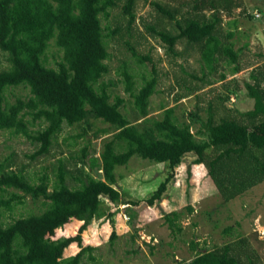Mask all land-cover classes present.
Returning a JSON list of instances; mask_svg holds the SVG:
<instances>
[{"label":"trees","instance_id":"16d2710c","mask_svg":"<svg viewBox=\"0 0 264 264\" xmlns=\"http://www.w3.org/2000/svg\"><path fill=\"white\" fill-rule=\"evenodd\" d=\"M151 4L175 19L178 31L173 34L154 25H146V30L158 36L166 51L173 55L178 54L174 47L180 39L198 46L210 71L220 58L230 65L231 72L241 70L237 50L231 42L220 38L222 13L230 15L239 7V13L250 20L264 17V5H253L250 10L243 0H189L193 14L181 16L179 20L175 18L178 10L165 9L156 1ZM114 5L115 0H0V50L9 63L0 69V130L21 134L38 143L33 156L49 152L63 124L90 127V120L95 119L109 124L104 132L114 131L113 137L104 142L99 156L88 155L87 145L72 156L75 171L67 166L64 158H59L51 189L46 173L32 183L21 169L11 168L13 162L9 156L0 160V206L9 210L14 204L22 203L26 196L45 205L40 212L22 215L8 224L0 222V264H83L84 255L94 247L82 244V233L92 220L107 217L104 201L117 206L139 202L127 200V195L116 187L123 175H117L115 169L127 164L132 156L163 163L168 170H173L186 153H194V163L205 166L224 201L236 198L264 180V87L260 74L251 72L252 81L245 82L247 95L253 99L252 109L240 114L246 122L229 116L216 119L209 106L205 120L196 111L188 113L191 122L200 121L194 132L190 121L178 120L173 106L165 108L161 118L147 117L149 98L156 85L154 65L151 77L136 91L132 74L124 68L125 90L140 114L136 121L143 118L139 122L131 121L121 112L123 99L116 97L112 102L108 85L99 81L109 70L106 39L118 32V28L104 32L100 15L107 17L108 8ZM122 8L128 17L126 29L130 30L135 22L134 0H127ZM205 10L211 15L206 16ZM254 10L262 15L255 18ZM232 35L228 32L226 36ZM52 39L62 51L55 67L47 64V49ZM129 49L139 62L151 60L133 46L129 45ZM224 76L225 73L220 74L222 79ZM16 86L28 88L29 96L9 102L6 92ZM27 115L32 121L26 119ZM36 120L45 125L31 130L29 124ZM85 133L84 129L78 136ZM93 173H99V177ZM164 175L157 187L143 198L147 205L163 198L173 173ZM68 178L78 184L69 186ZM186 207L189 212L193 211L192 206ZM114 213L109 212L108 216ZM181 215L177 211L164 214L168 225L177 229H180L177 220ZM115 237L112 231L109 240ZM190 242L194 249L197 243ZM72 243L79 250L63 257L64 249ZM90 258L93 259L91 255ZM178 264L264 262L242 237L221 247L199 250Z\"/></svg>","mask_w":264,"mask_h":264},{"label":"rangeland","instance_id":"374dc122","mask_svg":"<svg viewBox=\"0 0 264 264\" xmlns=\"http://www.w3.org/2000/svg\"><path fill=\"white\" fill-rule=\"evenodd\" d=\"M126 1L115 0V5L108 8L109 15H100L104 32L109 33L117 28L118 32L106 39L109 70L99 81L108 85L107 91L112 102L116 97L123 99L121 112L131 121L143 119L136 121L140 114L133 98L125 90L123 69L132 74L136 91L151 77L154 65L156 85L149 98L147 117L161 118L163 110L173 106L179 121L189 122L190 111H196L205 120L209 106H212L216 119L229 116L246 122V118L240 114L253 107V99L247 95L245 87L246 81H252L249 76L251 72L260 74L264 87V17L250 20L239 13V7L234 8L230 15L223 12L220 38L231 42L237 50V62L241 70L231 72L230 65L220 58L210 71L204 64L198 46L180 39L174 47L178 54L173 55L166 51L158 36L151 35L145 28L146 25H154L157 29L176 34L178 29L175 19L160 12L151 1L158 2L165 9L178 10L175 18L179 20L181 16L193 14L189 0H134L135 22L131 25V32L126 29L128 17L122 8ZM243 3L251 10L253 5H264V0H243ZM204 12L206 16L211 15L208 10ZM228 32H232V37L226 36ZM129 45L138 53L147 54L151 60L139 62ZM47 55V64L52 67L61 59L62 51L54 45L53 39L49 43ZM8 64L6 54L0 50V69L6 68ZM222 73H225L223 79L220 77ZM28 96L29 89L23 86H16L6 92L9 102L15 101L17 97ZM26 119L32 121L30 115ZM90 122V127L63 124L49 152L37 156L33 154L38 143L21 134L0 130V160L9 156L13 162L11 168L21 169L32 183L38 182V178L46 173L51 189L59 158H64V162H68L67 166L75 171L72 159L75 153L87 145L88 155L99 156L104 142L113 137L114 131L111 129L109 132L103 131L109 124L95 119ZM191 123V130L195 132L200 121ZM44 125L38 124L36 120L29 124V128L35 130ZM84 129L85 135L78 136ZM94 132L98 134L94 135ZM194 162L196 155L186 153L181 164L173 170H168L163 163H154L138 156H132L127 164L118 166L115 171L117 175L122 174L123 178L118 179L116 187L127 195V200L139 202L117 206L104 201V206L108 207L107 217L92 220L82 233V244L94 247L84 255L83 264H178L190 259L199 250L221 247L242 237L260 261L264 262V180L236 198L224 201L205 166ZM171 172L173 175L163 198L151 206L147 205L143 198L157 187L165 173ZM98 174L93 173L95 177H99ZM67 181L69 186L78 184L71 178ZM18 193L22 194L21 191ZM5 197L9 198L8 195ZM187 205L192 206L193 211L189 212ZM44 208L41 200L26 196L22 203L14 204L9 210L0 206V222L8 224L17 217L37 213ZM171 211L182 214L177 220L180 229L170 227L165 220L164 214ZM109 212L115 213L111 217L108 216ZM228 227L231 229L225 231ZM112 231H115L116 237L110 241ZM190 240L197 243L194 249ZM78 250L79 246L72 243L64 249L63 257L75 254Z\"/></svg>","mask_w":264,"mask_h":264},{"label":"built area","instance_id":"2783aa9c","mask_svg":"<svg viewBox=\"0 0 264 264\" xmlns=\"http://www.w3.org/2000/svg\"><path fill=\"white\" fill-rule=\"evenodd\" d=\"M252 14H253V16H254L255 18H258V17H260V16L262 15V13H261L260 11H258V10H254V11L252 12Z\"/></svg>","mask_w":264,"mask_h":264}]
</instances>
